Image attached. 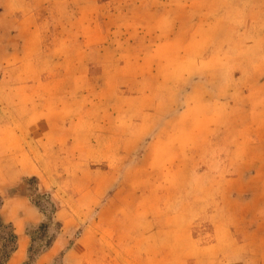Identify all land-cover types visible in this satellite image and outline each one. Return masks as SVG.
Wrapping results in <instances>:
<instances>
[{
    "label": "rangeland",
    "instance_id": "374dc122",
    "mask_svg": "<svg viewBox=\"0 0 264 264\" xmlns=\"http://www.w3.org/2000/svg\"><path fill=\"white\" fill-rule=\"evenodd\" d=\"M199 3L0 0V107L31 116L30 156L4 167L29 173L9 194L32 211L21 227L0 216V264H264V79L225 90L228 73L197 56L215 22ZM248 4L264 12V0ZM237 36L254 46L251 64L261 38ZM214 104L218 126L196 143L178 107H200L189 111L201 122ZM56 107L73 117L71 141L38 134Z\"/></svg>",
    "mask_w": 264,
    "mask_h": 264
},
{
    "label": "crops",
    "instance_id": "0c3cea01",
    "mask_svg": "<svg viewBox=\"0 0 264 264\" xmlns=\"http://www.w3.org/2000/svg\"><path fill=\"white\" fill-rule=\"evenodd\" d=\"M221 1L219 4H216V7H214V3L217 0H201V3L193 6L199 15L204 14V10H206V13L215 15V22L213 21L212 28L210 29L214 36L212 42L208 49L203 50L201 55L199 54L197 56L207 63L215 65L212 67L214 75L228 73V76L223 75V77H229V80L232 79L233 85L230 88H225V90H228L230 95L236 96L240 93H246L245 90H253V87L257 84L259 85L261 79H264V12L256 9L251 11L248 0ZM198 23L191 28L192 32L197 29V26L200 24ZM211 23L206 22L205 24ZM239 31L243 33H256L261 38L258 48L259 55L250 61L251 64H248V61L253 57V53H255L254 46L247 40L237 43V33L239 35ZM238 52L241 55H237ZM224 63L229 64L233 71H225L224 67L221 66ZM217 108L215 104L211 107H204L202 120L198 122L195 118L190 117V115L196 109L200 110V107H194L192 109L190 107H178V110L183 112V116L177 119V121L180 122V126L184 124V128L197 129V132L194 131L196 138L194 142L204 144L207 141L205 140L203 129L208 126H213V124L218 126L217 116L215 114H209L213 110L220 116L219 109ZM120 109V107H108L106 113L117 115L118 120H121L126 114L119 115ZM252 109L253 107H242L241 111L246 113L245 117L248 119L249 113L253 112ZM26 110V107H0V195L5 197L0 208V216L3 222H15L18 227L28 223L32 211L30 210L29 201L23 197V194L18 197V192L22 193V191L16 192L15 195H11L9 192L15 186L20 187L23 185L22 181L29 173H26L24 166L6 168L4 165L7 164L6 160L15 158L16 154L17 157L20 156L22 158L24 156H30L29 151H26V147L23 146V144L29 141V137L31 136L28 135L31 116H29V113L27 117L24 115ZM60 110V107H56L53 110L55 118L51 124H45L43 126L39 124L40 128L38 127L39 135L45 133V131L48 132L49 129V133L51 134L45 137L49 138L52 135L56 143H60L67 138L71 141L70 138L73 136L72 130L75 129L73 117L69 118V120L67 118L62 119ZM43 111L46 112L44 108ZM144 111L146 114H151L152 107ZM187 112H190L189 116H186ZM138 117H133L135 130L138 127L144 126L143 120L145 114H140ZM63 127L66 130H63ZM42 129L43 131L40 132ZM41 143H45V138L41 140ZM152 144H155V142H152ZM24 238L21 235L19 246L15 252V262H18L17 260L23 254L25 248ZM13 262L14 259L7 264H13Z\"/></svg>",
    "mask_w": 264,
    "mask_h": 264
}]
</instances>
